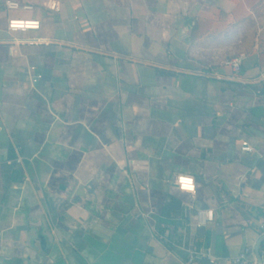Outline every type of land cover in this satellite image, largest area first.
<instances>
[{
	"label": "crops",
	"instance_id": "obj_1",
	"mask_svg": "<svg viewBox=\"0 0 264 264\" xmlns=\"http://www.w3.org/2000/svg\"><path fill=\"white\" fill-rule=\"evenodd\" d=\"M263 223L264 0H0V264H228Z\"/></svg>",
	"mask_w": 264,
	"mask_h": 264
},
{
	"label": "built area",
	"instance_id": "obj_2",
	"mask_svg": "<svg viewBox=\"0 0 264 264\" xmlns=\"http://www.w3.org/2000/svg\"><path fill=\"white\" fill-rule=\"evenodd\" d=\"M7 5L9 8H19L21 7L20 4L12 1H8ZM40 28V21L32 20V19H24V18H14L9 21V29L10 31H18V30H28V29H39ZM243 57L240 56L228 62V65L231 66L232 70L235 73H239L241 70V66L243 63ZM34 80H37L35 78ZM243 151L251 152L253 150L252 146L249 142H244L243 144ZM176 182V181H175ZM177 185V184H176ZM179 188V186L177 185ZM180 189V188H179ZM181 190V189H180ZM188 192V191H186ZM196 192V190H195ZM213 210H207L204 212H200L198 215V226L206 225L208 222L213 221L214 214ZM261 230L264 232V223L261 224ZM189 257L187 260L188 264H193L195 262L201 261L203 258L207 259L210 263H215L217 258L211 252V250L205 249L197 244H192L187 249ZM262 255V264H264V247L261 250ZM228 264H259L256 254L251 247H245L238 256L231 258L228 260Z\"/></svg>",
	"mask_w": 264,
	"mask_h": 264
},
{
	"label": "clouds",
	"instance_id": "obj_3",
	"mask_svg": "<svg viewBox=\"0 0 264 264\" xmlns=\"http://www.w3.org/2000/svg\"><path fill=\"white\" fill-rule=\"evenodd\" d=\"M176 184L179 186V188L182 191H188L193 194V197L195 196V190H196V180L195 177L192 176L188 172H177L176 173Z\"/></svg>",
	"mask_w": 264,
	"mask_h": 264
},
{
	"label": "water",
	"instance_id": "obj_4",
	"mask_svg": "<svg viewBox=\"0 0 264 264\" xmlns=\"http://www.w3.org/2000/svg\"><path fill=\"white\" fill-rule=\"evenodd\" d=\"M263 239H264V236H263L262 239L258 242V244H257V246H256V248H255L256 257H257V260H258V263H259V264H262V261H263V259H262V255H261V251H260V246H261V243H262ZM201 261H202L203 263H205V264H210V262H209L207 259H205V258H203Z\"/></svg>",
	"mask_w": 264,
	"mask_h": 264
}]
</instances>
